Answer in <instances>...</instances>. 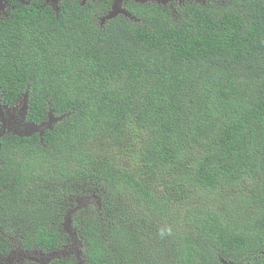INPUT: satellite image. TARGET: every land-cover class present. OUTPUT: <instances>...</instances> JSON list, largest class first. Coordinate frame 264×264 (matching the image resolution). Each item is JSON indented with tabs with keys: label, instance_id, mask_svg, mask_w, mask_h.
<instances>
[{
	"label": "trees",
	"instance_id": "trees-1",
	"mask_svg": "<svg viewBox=\"0 0 264 264\" xmlns=\"http://www.w3.org/2000/svg\"><path fill=\"white\" fill-rule=\"evenodd\" d=\"M234 1L0 23L4 94L28 92L31 122L64 116L1 145V252L4 235L64 252L71 213L83 264H264V0Z\"/></svg>",
	"mask_w": 264,
	"mask_h": 264
},
{
	"label": "flooded vegetation",
	"instance_id": "flooded-vegetation-1",
	"mask_svg": "<svg viewBox=\"0 0 264 264\" xmlns=\"http://www.w3.org/2000/svg\"><path fill=\"white\" fill-rule=\"evenodd\" d=\"M77 5L79 7L91 6L96 9L95 18L102 17V23L116 18L118 16L127 19L128 21L138 20L135 10L143 5H156L164 10L167 15H178V11L187 5H197L205 8H239V3L234 0H0V23L11 19L12 14L17 7H31L39 10L47 9L53 13V17L57 19L65 6ZM112 8V9H111ZM113 11H117V15L111 19L106 17ZM29 94L27 91H22L19 97L11 101L8 96L2 91L0 85V149L2 143L11 138H27L37 136L39 142L42 139L39 133L32 132V125H39L46 122L34 123L29 121ZM2 163L0 161V167ZM3 252L0 251V264H50L54 260L48 257L49 253H65L62 251L42 252L39 249L24 248L19 242L11 240L10 237L2 236ZM55 253V254H56ZM66 255V254H65ZM55 256V255H54Z\"/></svg>",
	"mask_w": 264,
	"mask_h": 264
},
{
	"label": "water",
	"instance_id": "water-1",
	"mask_svg": "<svg viewBox=\"0 0 264 264\" xmlns=\"http://www.w3.org/2000/svg\"><path fill=\"white\" fill-rule=\"evenodd\" d=\"M116 13H117V11L111 12L106 17V19H111V18L115 17L117 15ZM63 118H64V116H54L53 113H52V111H48V113H47V121L46 122H43V123H41L39 125H32L31 131L32 132L39 133V137L42 139L43 134L46 131L51 130L52 129V126L55 123L61 121ZM73 212H75V209L73 210ZM70 214L71 213H69L67 215L66 219L64 220L65 221L64 224H63L64 227H65L64 230L66 231V233L68 234V236L70 237V239L73 241V243L77 245L78 244V241L76 240L74 231H72L70 229V227H67L70 224V222H71L70 221ZM79 255H81V252L80 251H76V255H75L76 264H83V261L80 260ZM47 256L50 257V258H54V257H57V254H55V253H49ZM81 257H82V255H81Z\"/></svg>",
	"mask_w": 264,
	"mask_h": 264
},
{
	"label": "rangeland",
	"instance_id": "rangeland-1",
	"mask_svg": "<svg viewBox=\"0 0 264 264\" xmlns=\"http://www.w3.org/2000/svg\"><path fill=\"white\" fill-rule=\"evenodd\" d=\"M112 9V8H111ZM177 12H179L178 10H177ZM97 21H98V24H103L102 23V17L101 16H99L97 19H96ZM77 199V198H76ZM81 199V198H80ZM75 200V199H74ZM73 200V201H74ZM82 200V199H81ZM92 201V200H91ZM77 203H78V205L81 203V201L80 200H77ZM77 205V206H78ZM72 211V210H71ZM69 213H67V214H65V218H64V220L66 219V217H67V215H68ZM52 221H55V220H53V218H51V221H50V223H52ZM64 222L65 221H63V224H64ZM62 224V225H63ZM70 225H71V222H70V224L67 226V227H70ZM62 228L63 229H65V227H64V225L62 226ZM73 231V230H72ZM75 237H76V235H75ZM10 239L11 240H13V236H10ZM14 240H16L15 242H18V239L17 238H15ZM77 241H78V244L76 245V244H73L72 243V245H70V246H68V247H65L63 250H64V252L65 253H60L57 257H54V258H52V259H56V258H58V259H62V258H64V257H66L68 254H71V256H75L76 255V251H80L81 252V255H82V257H81V255H79V257H80V260H82L83 261V263H84V256H83V253H82V251H81V242L77 239ZM66 254V255H65ZM74 259H75V257H74ZM11 262H13V261H11ZM11 262H10V264H11ZM15 262V261H14ZM13 262V263H14ZM75 264H76V259H75Z\"/></svg>",
	"mask_w": 264,
	"mask_h": 264
},
{
	"label": "clouds",
	"instance_id": "clouds-1",
	"mask_svg": "<svg viewBox=\"0 0 264 264\" xmlns=\"http://www.w3.org/2000/svg\"><path fill=\"white\" fill-rule=\"evenodd\" d=\"M72 241V240H71ZM72 243H73V241H72ZM74 244V243H73ZM53 252H55V251H53ZM58 252V251H57ZM56 253V252H55ZM57 254V253H56Z\"/></svg>",
	"mask_w": 264,
	"mask_h": 264
}]
</instances>
